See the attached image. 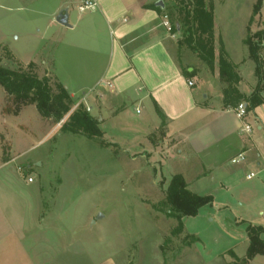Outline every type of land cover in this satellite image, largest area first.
Segmentation results:
<instances>
[{"label": "rangeland", "instance_id": "374dc122", "mask_svg": "<svg viewBox=\"0 0 264 264\" xmlns=\"http://www.w3.org/2000/svg\"><path fill=\"white\" fill-rule=\"evenodd\" d=\"M163 1L172 4V0ZM60 5L72 14L78 12L74 0H0L2 62L36 60L39 67L33 70L43 77L40 61L47 60L46 67L55 78L58 67L63 63L67 66L69 47L65 40L58 41L66 36L54 33L42 39L41 35L43 22ZM214 5L216 54L223 45L228 59L240 71L239 87L248 93L254 91L259 78L245 39L264 32V0H214ZM165 13L173 25L175 21L168 11ZM170 32L177 57L190 65L188 69L204 68L209 75H199L205 83L210 82L214 92L209 100L218 101L212 76L218 67L211 70L186 44L179 47L178 34ZM260 53L264 88V39ZM52 59L54 66L49 62ZM32 105L19 109L0 85V140L5 152L7 136L13 141L12 155L20 154L15 168L21 167L23 180L34 181L29 183L32 204L43 217L37 248L28 246L27 240L26 248H14L9 256L3 253L0 264H49L56 257V264H66L69 259L75 264H94L109 258L118 264H243L231 251L244 258L249 247L248 226H264L263 160L261 166L252 163L242 168L239 178L224 182L225 186L212 177L196 183L191 189L212 195L213 203L202 206L196 216L183 217L184 229L175 234L178 220L166 214L168 207L162 201L173 173L187 162H182L177 152H155L150 146L132 144V134L138 131L135 122L144 117L133 105L125 108L122 118L103 122L96 116L103 131L101 138L65 131L61 129L64 120H48ZM22 108L19 116L11 115ZM160 132L161 128L155 138ZM256 142L264 153V135ZM226 158V153L221 155L225 166L218 170L224 172L223 177L240 167ZM251 173L254 177L248 178Z\"/></svg>", "mask_w": 264, "mask_h": 264}, {"label": "crops", "instance_id": "0c3cea01", "mask_svg": "<svg viewBox=\"0 0 264 264\" xmlns=\"http://www.w3.org/2000/svg\"><path fill=\"white\" fill-rule=\"evenodd\" d=\"M74 3L77 6V0ZM155 6L156 0H99L98 8L93 12L77 10L72 14L68 9L70 26H66L56 21L58 11H63L60 5L52 17L43 22L41 35L42 39H48L54 33L66 36L58 41L65 40L69 47L67 66L61 64L53 79L68 90L74 103L81 101L87 94L85 90L89 89L86 103L92 115L99 116L103 122L122 118L125 108L133 105L144 117L135 122L138 131L132 134V144L143 148L150 146L155 152L160 149L177 152L182 162L187 163L172 176L182 174L190 189L207 177L225 186L224 182L239 178L242 168L252 163L261 166L264 161V153L256 142L264 135V104L249 111L247 120L253 131L249 136L242 134V121L235 112L224 107V84L218 72L212 75L218 89L214 94L218 101L210 102L209 97L214 93L211 84L205 83L199 75L209 74L200 67L188 69L190 65L177 57L173 35L163 24L166 13ZM54 60L49 61L53 66ZM30 62H34L35 69L39 67L36 60L24 63ZM47 64V60L40 61V68L44 76L52 78ZM186 68L189 72L196 69L197 74L187 76ZM240 90L244 94L253 92V89L249 93ZM80 91L84 94L78 97ZM262 94L264 96V91ZM23 109L11 115L19 116ZM158 110L164 116V125ZM18 126L26 127L24 124ZM160 128V135L155 138ZM140 136L145 143L141 142ZM6 139L7 143L9 141L7 152L0 140V257L5 252L9 256L14 248H26L27 240L28 246L36 249L43 218L32 204L29 183L34 181L29 182L28 178L26 182L21 178V167L15 168L20 154L12 155L14 143L8 136ZM240 152L246 153L245 163L229 170L224 177V172L218 173L225 166L222 154L226 153L231 159ZM220 178L224 179L221 181ZM58 258L49 264H56ZM233 258L243 259L240 256ZM72 261L69 259L66 264H75L74 259ZM94 264L118 263L109 258ZM250 264H264V255H256Z\"/></svg>", "mask_w": 264, "mask_h": 264}, {"label": "trees", "instance_id": "16d2710c", "mask_svg": "<svg viewBox=\"0 0 264 264\" xmlns=\"http://www.w3.org/2000/svg\"><path fill=\"white\" fill-rule=\"evenodd\" d=\"M155 7L164 13L168 11L172 21H175L172 31L179 36V47L186 44L211 70L214 71L218 67L219 78L224 84L223 103L226 109L236 106L241 101L247 102L249 111L264 104L262 94L264 88L261 83L263 64L260 53L264 32L249 34L245 39L250 56L256 62V74L259 78L256 89L250 95H246L239 87L241 76L237 70L238 66L228 59L223 45L218 56L216 54L214 0H172V4H165L164 8ZM257 8L256 4L255 12ZM254 37L257 39L255 40ZM15 64L16 62L3 63L0 59V85L7 95L20 105L19 109L23 105L33 104L44 118L56 123L64 120L61 129L65 131L81 133L89 138L102 137L103 131L99 128L98 118L89 113L83 103L69 114L74 101L60 82L38 75L34 71V62ZM185 73L187 76H195L197 70L189 72L186 68ZM158 113L164 125V116L160 110ZM213 200L212 195L193 192L184 176L175 174L170 180L162 203L168 207L166 214L178 220V226L174 230L176 234L184 229L183 217L196 216L202 206L212 204ZM247 231L249 247L246 256L242 259L243 264H250L256 255H264V226L249 225ZM231 254L236 258L234 252L231 251Z\"/></svg>", "mask_w": 264, "mask_h": 264}, {"label": "built area", "instance_id": "2783aa9c", "mask_svg": "<svg viewBox=\"0 0 264 264\" xmlns=\"http://www.w3.org/2000/svg\"><path fill=\"white\" fill-rule=\"evenodd\" d=\"M99 5V0H77V8L81 13H88V12H93L98 8ZM164 26L171 31L172 30V24L168 19V16L165 15V19L163 22ZM190 85L193 84L192 81L189 82ZM110 86L112 84H109ZM88 94V93H87ZM84 95V97L82 98L81 101L77 102L75 104V106L71 109V111L69 112V114L74 111L75 109H77L81 103H83L87 109L88 112L91 111L90 106L86 103V95ZM230 110H232L233 112H235V114L239 117V119L242 121V126H241V133L245 134V135H251L252 131H253V126L252 124L247 120L248 116H249V110H248V104L246 101H241L239 102L236 106L234 107H230L228 108ZM139 112V110H138ZM63 122V120L61 121ZM60 122V123H61ZM247 160L246 157V153L245 152H240L237 155H235L234 157L231 158V162L233 164H241V163H245ZM254 173H251L248 175V178L254 177ZM29 181H32V178H29Z\"/></svg>", "mask_w": 264, "mask_h": 264}, {"label": "water", "instance_id": "95a60500", "mask_svg": "<svg viewBox=\"0 0 264 264\" xmlns=\"http://www.w3.org/2000/svg\"><path fill=\"white\" fill-rule=\"evenodd\" d=\"M156 6H160V7L164 8L165 3L163 0H160V1L156 2ZM56 21L63 24V25L70 26L68 9L59 12V14L56 17ZM99 217H103V215L100 214ZM95 222H96V220H93V223H95Z\"/></svg>", "mask_w": 264, "mask_h": 264}]
</instances>
